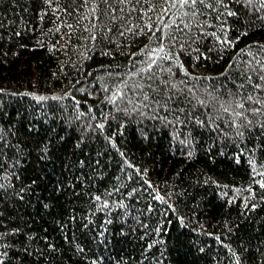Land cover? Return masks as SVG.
<instances>
[{
    "label": "trees",
    "instance_id": "1",
    "mask_svg": "<svg viewBox=\"0 0 264 264\" xmlns=\"http://www.w3.org/2000/svg\"><path fill=\"white\" fill-rule=\"evenodd\" d=\"M0 264H264V0H0Z\"/></svg>",
    "mask_w": 264,
    "mask_h": 264
},
{
    "label": "snow or ice",
    "instance_id": "2",
    "mask_svg": "<svg viewBox=\"0 0 264 264\" xmlns=\"http://www.w3.org/2000/svg\"><path fill=\"white\" fill-rule=\"evenodd\" d=\"M180 2L182 5L183 4H190V6H195L197 4V0H180ZM200 2L203 3V0H200ZM252 2H253V0H248V3H252ZM164 10H166V9H164ZM227 14L228 15H234V13H232V12H228ZM150 67H151V65H149V68ZM249 98H251V97H249ZM241 107H242V105H241Z\"/></svg>",
    "mask_w": 264,
    "mask_h": 264
}]
</instances>
